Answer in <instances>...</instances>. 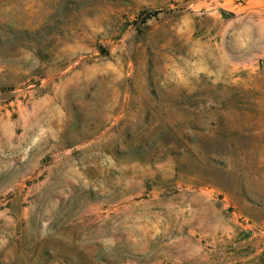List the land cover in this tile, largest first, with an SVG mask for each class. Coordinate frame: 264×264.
Here are the masks:
<instances>
[{
    "label": "rangeland",
    "instance_id": "374dc122",
    "mask_svg": "<svg viewBox=\"0 0 264 264\" xmlns=\"http://www.w3.org/2000/svg\"><path fill=\"white\" fill-rule=\"evenodd\" d=\"M0 264H264V0H0Z\"/></svg>",
    "mask_w": 264,
    "mask_h": 264
}]
</instances>
